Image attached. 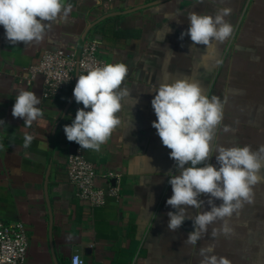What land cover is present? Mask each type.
<instances>
[{
  "label": "crops",
  "instance_id": "obj_1",
  "mask_svg": "<svg viewBox=\"0 0 264 264\" xmlns=\"http://www.w3.org/2000/svg\"><path fill=\"white\" fill-rule=\"evenodd\" d=\"M67 2L73 6L67 19L52 23L38 44L12 45L0 25V65L23 70L38 65L46 51H78L86 34L85 43L97 42L105 63L127 64L122 86L130 95L118 114L121 125L97 152L68 141L63 130L83 108L73 96L76 74L71 87L54 99L43 98V76L32 87L16 83L10 74L0 77V218L28 228L26 264H71L76 252L85 264H199V249L213 243L215 253L232 264H264V183L254 186V202L231 217L230 236L213 240L211 230L220 226L218 221L191 246L184 244L192 232L184 223L168 229L167 213L177 211L166 203L172 196L168 181L177 170L171 150L152 127L157 117L151 105L159 83L197 80L209 97L226 100L218 144L250 145L253 150L264 145V0ZM220 7L232 9L226 19L234 26L233 36L212 49L196 45L190 51V37L180 39L190 27L187 14H215ZM22 90L33 91L43 111L30 127L12 116ZM225 125L232 130L225 132ZM25 135L33 137L28 148L23 147ZM75 150L96 165L97 187L109 190L115 184L107 177L110 173L121 177L119 197H108L102 208L78 198L67 178V161ZM215 155L208 163L218 169ZM200 199L205 201L202 210H210L209 196ZM186 207L189 215L197 214Z\"/></svg>",
  "mask_w": 264,
  "mask_h": 264
},
{
  "label": "clouds",
  "instance_id": "obj_2",
  "mask_svg": "<svg viewBox=\"0 0 264 264\" xmlns=\"http://www.w3.org/2000/svg\"><path fill=\"white\" fill-rule=\"evenodd\" d=\"M72 7L67 0H0V25L10 44H38L52 23L67 19ZM231 14L230 7H220L215 14L189 12L190 27L181 33L180 39L190 37L193 42L190 51L196 45L212 49L216 44H223L235 30L226 19ZM170 31L169 28L168 33ZM127 74V64L117 62L105 63L78 75L73 96L83 108L77 109L72 123L64 126L68 141L76 142L81 149L97 152L109 141L122 123L118 114L130 95L122 86ZM152 91L156 95L151 105L157 117L152 127L163 146L171 150L170 158L175 161L178 173L169 175L172 196L166 203L177 211L167 213L168 229L175 231L186 219L192 220L194 231L184 241L191 246L207 235L209 226L218 221L220 226L211 230L213 240L220 235L234 234L229 223L231 217L239 215L245 204L254 202V186L264 183V145L253 150L250 145L225 147L218 144L216 131L224 118L226 100L216 95L209 97L197 80L183 78L171 83L161 82ZM39 104L40 99L33 91L22 90L15 97L12 116L22 118L24 125L30 127L43 116V111L37 107ZM0 125H4V121L0 120ZM231 130L230 126H224L225 132ZM32 139L31 135H25L23 147L28 148ZM217 153L218 169L208 163ZM186 164L190 166L185 167ZM198 164L204 166L196 167ZM202 195L209 196L208 211L202 210L205 204L200 199ZM215 200L222 203L217 206ZM186 206L197 209V214L189 215ZM199 256V264H232L226 256L215 253L214 243L201 247Z\"/></svg>",
  "mask_w": 264,
  "mask_h": 264
},
{
  "label": "built area",
  "instance_id": "obj_3",
  "mask_svg": "<svg viewBox=\"0 0 264 264\" xmlns=\"http://www.w3.org/2000/svg\"><path fill=\"white\" fill-rule=\"evenodd\" d=\"M103 64L105 61L101 58L97 42L87 41L83 46L80 61L77 60V51H46L38 65L27 69L11 71L0 65V77L10 74L16 83L32 87L38 77L43 76V98L54 99L71 87L77 69L80 74H86L89 69ZM107 177L115 180V184L109 190L97 187L96 165L87 159L82 150L69 156L68 181L75 187L78 198L90 207L102 208L106 205L108 197H119L121 177L113 173ZM30 238V232L24 223H6L0 218V264H26ZM71 264H85L83 255L74 253Z\"/></svg>",
  "mask_w": 264,
  "mask_h": 264
},
{
  "label": "water",
  "instance_id": "obj_4",
  "mask_svg": "<svg viewBox=\"0 0 264 264\" xmlns=\"http://www.w3.org/2000/svg\"><path fill=\"white\" fill-rule=\"evenodd\" d=\"M85 39H86V34L82 37V40H81V43H80V45H79V47H78V51H77V60L78 61H80V58H81V54H82V50H83V46H84V44H85ZM80 73H79V69H77V71H76V76L78 77V75H79ZM74 148H76L75 146H74ZM74 153H76V150H75V152ZM203 166V164H198L196 167H202ZM184 227L188 230V231H194V225H193V221L192 220H185L184 221Z\"/></svg>",
  "mask_w": 264,
  "mask_h": 264
}]
</instances>
